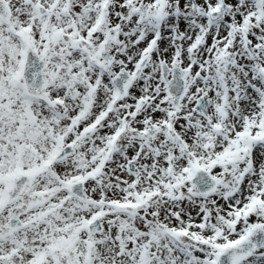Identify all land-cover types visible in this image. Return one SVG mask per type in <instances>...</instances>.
I'll list each match as a JSON object with an SVG mask.
<instances>
[{
  "label": "snow or ice",
  "instance_id": "obj_1",
  "mask_svg": "<svg viewBox=\"0 0 264 264\" xmlns=\"http://www.w3.org/2000/svg\"><path fill=\"white\" fill-rule=\"evenodd\" d=\"M0 264H264V0H0Z\"/></svg>",
  "mask_w": 264,
  "mask_h": 264
}]
</instances>
